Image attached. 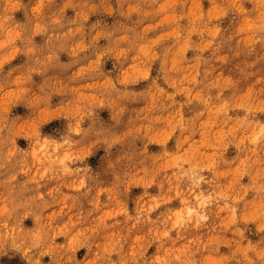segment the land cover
Masks as SVG:
<instances>
[{
    "label": "rangeland",
    "instance_id": "1",
    "mask_svg": "<svg viewBox=\"0 0 264 264\" xmlns=\"http://www.w3.org/2000/svg\"><path fill=\"white\" fill-rule=\"evenodd\" d=\"M0 264H264V0H0Z\"/></svg>",
    "mask_w": 264,
    "mask_h": 264
}]
</instances>
